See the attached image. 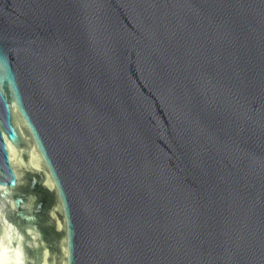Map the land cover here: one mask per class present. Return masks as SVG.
<instances>
[{
    "label": "water",
    "instance_id": "95a60500",
    "mask_svg": "<svg viewBox=\"0 0 264 264\" xmlns=\"http://www.w3.org/2000/svg\"><path fill=\"white\" fill-rule=\"evenodd\" d=\"M0 264H264V0H0Z\"/></svg>",
    "mask_w": 264,
    "mask_h": 264
}]
</instances>
